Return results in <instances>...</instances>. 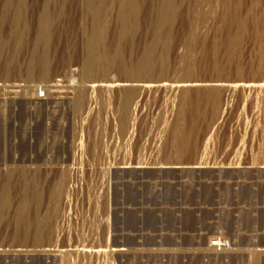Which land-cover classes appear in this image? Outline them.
<instances>
[{
  "label": "rangeland",
  "instance_id": "obj_1",
  "mask_svg": "<svg viewBox=\"0 0 264 264\" xmlns=\"http://www.w3.org/2000/svg\"><path fill=\"white\" fill-rule=\"evenodd\" d=\"M251 81L264 0H0V264H264Z\"/></svg>",
  "mask_w": 264,
  "mask_h": 264
},
{
  "label": "bare ground",
  "instance_id": "obj_2",
  "mask_svg": "<svg viewBox=\"0 0 264 264\" xmlns=\"http://www.w3.org/2000/svg\"><path fill=\"white\" fill-rule=\"evenodd\" d=\"M217 84V83H216ZM134 85L130 82H115L111 83L110 85H106L105 88L107 90H127L132 89ZM216 87H219L220 89L225 90V92H231L232 94L235 92H256V93H263L264 92V82L257 81V82H236V83H224V84H217ZM201 87H209L208 85H204V83H187V84H176L171 83L168 81H162L156 84H143L140 85V90L144 92H154L158 94H164L174 91H181L191 88H201ZM60 94V93H59ZM263 99V98H262ZM218 241V240H217ZM221 241V240H219ZM213 248L215 247V250H219L221 247H226V245H223L221 243H213ZM104 252V251H102ZM79 253H84V251H79ZM107 253V252H105ZM98 254V253H97ZM100 255V254H99Z\"/></svg>",
  "mask_w": 264,
  "mask_h": 264
}]
</instances>
